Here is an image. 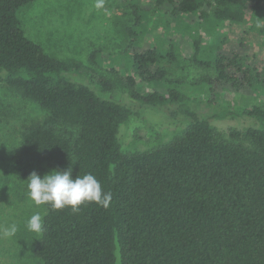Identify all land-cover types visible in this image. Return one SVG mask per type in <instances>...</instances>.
Segmentation results:
<instances>
[{
	"label": "trees",
	"instance_id": "trees-1",
	"mask_svg": "<svg viewBox=\"0 0 264 264\" xmlns=\"http://www.w3.org/2000/svg\"><path fill=\"white\" fill-rule=\"evenodd\" d=\"M35 1L0 0V81L47 113L22 132L18 171L27 180L40 164L71 167L73 179L91 173L112 193L107 208L85 203L73 212L44 204V231L33 249L40 264H264V126L224 140L184 91L264 86V75L233 53L223 35L225 23L264 18V0H124L128 41L107 56L112 78L55 59L27 37L18 12ZM158 16L164 29L174 24L178 38L164 42L163 30L153 48L136 53ZM184 38L192 60L210 71L193 84L165 69L181 56ZM90 60L96 63L94 54ZM121 74L133 102L188 121L183 133L151 151L122 152L120 126L138 114L109 98ZM246 117L262 121L264 110L223 105L212 119ZM240 138L252 148L235 142Z\"/></svg>",
	"mask_w": 264,
	"mask_h": 264
},
{
	"label": "rangeland",
	"instance_id": "rangeland-1",
	"mask_svg": "<svg viewBox=\"0 0 264 264\" xmlns=\"http://www.w3.org/2000/svg\"><path fill=\"white\" fill-rule=\"evenodd\" d=\"M18 17L25 35L38 43L44 53L58 60L76 61L109 78L112 76L107 73V56L121 53L128 41L124 26L128 9L124 0H37L22 8ZM160 18L152 19L148 33L134 48L136 53L153 48L156 36L163 30L167 33L163 36L164 42L175 35L174 24L164 29ZM223 26L225 45L244 58L245 64L255 68L256 73L264 75V18L259 16L245 23H225ZM199 33L204 43H209L202 31ZM180 46L181 56L165 65L171 78L193 84L203 74L210 73L192 60V48L187 38L180 42ZM92 54L96 63L90 60ZM116 83V90L109 98L127 105L138 114L120 126L122 152L151 151L167 144L186 129L188 121L171 119L163 110L133 102L128 96L125 75L121 74ZM137 88H140L138 84ZM153 88L164 92L159 84H148V90ZM184 91L193 100L191 108L200 118H211L214 130L224 140H230L231 132L264 126V119H212L223 105H234L236 109L256 106L264 110V86L255 88V91L251 88L237 91L232 85H227L215 92L208 88L195 91L187 86ZM46 117V111L0 81V264H40L33 249L41 233L29 231L26 223L36 212L44 217L45 208L29 199L27 181L18 171L17 162L22 132L33 124L42 123ZM148 126L153 127L157 136L149 137ZM235 142L252 148L241 138ZM52 170L57 169L46 164L33 169L41 178ZM12 224L16 225L17 232L8 237L4 230Z\"/></svg>",
	"mask_w": 264,
	"mask_h": 264
},
{
	"label": "clouds",
	"instance_id": "clouds-1",
	"mask_svg": "<svg viewBox=\"0 0 264 264\" xmlns=\"http://www.w3.org/2000/svg\"><path fill=\"white\" fill-rule=\"evenodd\" d=\"M72 168L65 170H52L42 178L33 171L27 178L28 197L37 206L48 204L54 210L66 207L78 212L81 205L95 203L107 208L112 200V193L105 191L97 178L87 173L72 178ZM29 231L43 233V216L40 212L32 214L26 223ZM17 227L12 224L4 230V235L12 237Z\"/></svg>",
	"mask_w": 264,
	"mask_h": 264
}]
</instances>
